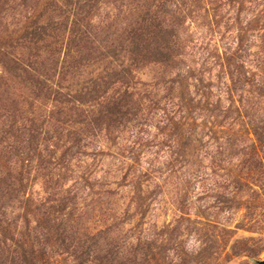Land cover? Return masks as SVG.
<instances>
[{
	"label": "trees",
	"instance_id": "trees-1",
	"mask_svg": "<svg viewBox=\"0 0 264 264\" xmlns=\"http://www.w3.org/2000/svg\"><path fill=\"white\" fill-rule=\"evenodd\" d=\"M102 1L50 0L45 13L26 26L32 48L28 58L15 57L11 65H5L23 94L9 97L3 107L7 109L4 117L20 131H1L5 137L0 136V222L16 229L17 237L25 242L21 250L13 244L0 245V264L160 263L148 246L149 239L147 248L126 247L116 238L105 241L106 234L115 231V224L109 225L114 218L108 215L109 208L107 213L99 214L105 217L99 221L104 228L97 231L88 224L92 220L89 215L104 199L109 206L117 205V191H112L116 181L104 185L107 189L101 191L100 198L96 192L87 193V185L76 181L59 199V209L53 197L37 201L25 196L27 174L38 173L49 177V181L57 179L55 189H62L63 179V184L69 182L71 177L65 173L53 175L60 151L61 164L73 159L85 163L107 156L115 148L118 154L112 155L116 161L108 166L113 168V178L123 174L130 190L131 181L137 177L158 172L152 162L145 164L136 155L155 152L153 142L162 133L168 136L167 146L175 155L163 165L169 176L180 172L186 179L199 178L206 174V159L222 155L226 157L224 162L255 165L259 176L254 180L262 182L264 171L258 168L264 167V17L246 20L249 34L257 31L262 41L261 51L250 46L247 53L253 65L240 61L235 54L221 65V56L212 62V54L207 51L202 63L191 58L188 64L187 55L197 53L198 41H194L195 35L187 26L189 18L197 21L202 17L201 11L193 9L197 0H119L129 15L123 19L124 26L115 41L114 34L106 33L92 19ZM47 12L49 19L42 23ZM237 14L241 16V12ZM244 41L245 37H240L239 45L243 46ZM179 60L181 65H171ZM152 61L168 66L175 76L170 80L172 96L156 99L154 110L147 112L142 99L113 88L130 82L134 66ZM102 62L106 64L90 65ZM207 62L217 64L206 69ZM198 64L200 69L194 67ZM217 67L220 69L214 76ZM177 89L181 90L180 96L173 95ZM49 106L53 110L22 121V109ZM150 129L156 130L155 134ZM17 133L20 135L15 138ZM206 137L216 141L215 147L203 144ZM118 139L120 146L115 147ZM90 195L94 196L91 209L86 203ZM31 215L36 223L33 228ZM207 226L215 228L213 234H217L216 223ZM183 263L173 258L167 261Z\"/></svg>",
	"mask_w": 264,
	"mask_h": 264
},
{
	"label": "rangeland",
	"instance_id": "rangeland-1",
	"mask_svg": "<svg viewBox=\"0 0 264 264\" xmlns=\"http://www.w3.org/2000/svg\"><path fill=\"white\" fill-rule=\"evenodd\" d=\"M219 1L197 0L193 8L201 11L202 17L197 21L189 18L187 22L190 33L193 32L195 35L194 41H198L197 53H191L187 55L188 58L186 57L188 64L191 58L196 59L197 63H202L205 60L203 53L207 51L212 54V62L218 60V55L221 56L222 60H219L221 65L232 54L240 61L245 60L247 65H253L252 60H247V53H250L251 47L254 51H261L262 41L257 31L249 34L247 21L264 17V0ZM49 2L50 0H0V136L5 130L20 131L18 126L9 123L4 117L7 109L3 107L7 105L9 97L14 99L17 95L23 94L10 79L5 65H11V60L15 57L28 58L32 48L26 35V26L45 13ZM119 3V0H103L100 9L92 18L96 26L105 29L106 33L114 34V41L124 26L123 19L129 15ZM48 12L42 18V23L46 18L49 19ZM237 12H241V16ZM240 37H245L243 46L239 45ZM255 38L257 41L253 45ZM245 48L248 51L244 50ZM125 61L129 59L126 58ZM105 64L106 62L90 63L95 66ZM216 64L207 62L206 69ZM171 65H181V61L173 62ZM200 65L193 66L200 69L202 67ZM249 68L251 66L247 67ZM219 69V67L215 69L214 76H217ZM171 70L168 66L154 61L134 66L130 82L118 84L113 91L119 88L118 91L121 93L125 91L133 93L134 98L143 100L147 112L153 111L156 99L160 101L167 95L172 96L170 80L175 73L172 70L170 74ZM180 92L181 90L177 89L173 95L180 96ZM248 97L251 98L253 95ZM259 104L263 107L261 101ZM51 109L52 106L41 109L24 108L22 112H25L21 113L22 121L40 117ZM149 131L151 134L156 132L151 129ZM160 134L159 140L153 142L155 149L152 150L155 152L149 150L145 155H136L145 164L152 162L158 168V172L155 175L145 174L137 177L131 181L133 187L130 190L126 187L129 183L123 180V174L119 173L120 176L113 178V168L108 166L116 161L113 155L118 154V151H115V148L110 149L111 152H107V156L92 158L85 163L73 159L70 162H62L64 165L61 164L60 151L55 158L53 175L65 173L71 177L69 182L63 184V179L60 181L62 189H55L57 179L49 181V177L40 176L38 173L27 174L26 178L24 177L25 183L28 184L25 196L35 197L37 201L53 197L57 200L58 206L63 193L66 194L68 189L73 188L76 181L86 184L87 193L96 192L99 198L101 191L107 189V185H104L116 181L122 185L121 187L117 184L112 185V191H117V205L109 206L104 199V202L96 206V210L89 215L92 220L88 224L98 231L100 227L104 228L99 223L100 218L104 216L99 214L107 213L106 209L109 208L108 215L112 214L115 218V220L111 218L109 225L114 223L115 231L106 234V237L108 236L106 242H112L116 238L118 243L126 247L133 245L136 248H147L145 246L149 239L148 246L157 259L161 260L159 264H167L169 258L184 262L183 264L191 261L194 264H256L258 260H264V176L260 184L255 182L254 177L257 179L259 176L256 175L259 171L256 170V166L229 162L230 160L224 162L226 157L220 155L217 159L210 155L204 162L208 166L204 176L186 179L182 174L179 175L180 172L176 176H169L163 165L170 163V159L174 160L175 155L167 146L168 136ZM18 135L20 133L14 137ZM114 136L112 135V138ZM122 137L127 138L125 134ZM209 138L206 137L203 144L215 147L216 141ZM12 141L13 138L9 140L10 143ZM120 141V139L114 141L117 142L115 147L120 146ZM149 141L152 143L153 138ZM6 142L4 141V145ZM160 148L163 150L159 151ZM20 166L21 164L19 168ZM258 169L264 171V167ZM78 176L86 180L77 179ZM93 197L86 196V203L91 204L90 209L93 207ZM70 210L71 207L65 210L64 214H68ZM23 214L21 211V215ZM31 219V228L36 227L34 215H31ZM209 223L218 225L217 234H213L215 228L207 226ZM109 225L107 227L111 228ZM208 229L211 230L209 231L211 237ZM17 235L16 229H11L6 223L0 222V245L13 244L14 248L21 250L20 246L25 241L20 240ZM31 237L28 241H31ZM13 238L15 240H12Z\"/></svg>",
	"mask_w": 264,
	"mask_h": 264
},
{
	"label": "water",
	"instance_id": "water-1",
	"mask_svg": "<svg viewBox=\"0 0 264 264\" xmlns=\"http://www.w3.org/2000/svg\"><path fill=\"white\" fill-rule=\"evenodd\" d=\"M256 264H264V260H258Z\"/></svg>",
	"mask_w": 264,
	"mask_h": 264
}]
</instances>
